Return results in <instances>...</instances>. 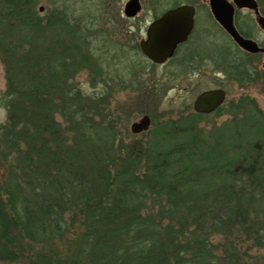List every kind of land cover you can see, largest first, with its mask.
Returning a JSON list of instances; mask_svg holds the SVG:
<instances>
[{"label": "trees", "instance_id": "16d2710c", "mask_svg": "<svg viewBox=\"0 0 264 264\" xmlns=\"http://www.w3.org/2000/svg\"><path fill=\"white\" fill-rule=\"evenodd\" d=\"M36 8V0H0V153L8 166L0 263H22L24 241L40 248L32 264H245L244 239L264 251V168L246 167L251 158L238 151L245 141H230L235 150L224 155L188 133L175 137L165 123L146 151H117L112 98L130 75L138 104H156L157 88L125 65L114 69V54L95 50L96 34L71 9ZM111 20L125 40L117 46L131 42L139 52L127 27L134 19L116 10ZM85 70L100 90H82L76 79ZM144 155L154 163L142 171Z\"/></svg>", "mask_w": 264, "mask_h": 264}, {"label": "rangeland", "instance_id": "374dc122", "mask_svg": "<svg viewBox=\"0 0 264 264\" xmlns=\"http://www.w3.org/2000/svg\"><path fill=\"white\" fill-rule=\"evenodd\" d=\"M128 1L36 0V9L41 14H48L56 6L71 9L75 17L83 20L86 27L92 31L91 33L96 34V37H92L96 41L95 50L98 53L114 54V58L111 60L114 69H120L121 66L125 65L126 71L130 70V74L138 71L141 81H147L153 85V88H157L158 91L154 93L157 97L156 104L144 100L141 102L143 104H138L136 99L139 81L137 82V79L130 75L131 81H128L126 90L115 94L112 98L110 109L113 116H110L109 120L116 123V130L118 131L115 139L116 150L127 152L126 149L131 150L135 147L133 151L136 150L137 152L139 151L138 147H144L143 149L146 151L151 140L154 139L153 130L160 125L169 123L171 133L175 137L179 138V136L182 137L188 133L196 141L195 143L204 142L205 144L211 143L212 146H219L224 155L235 150L229 145L230 141L241 145L239 141H242V138L245 143L243 147L239 146L241 149L238 148V151L241 154L246 151L251 158L246 167L264 168L263 56L238 53L234 43L213 23L210 22L208 25L204 15L208 0H140L142 4L141 13L133 21L127 22V27L129 25L133 29V33H136L138 44L141 39L146 38V29L155 16L180 3L198 5L199 14L195 26L197 34L193 40H199L198 42L202 45L207 44L204 47L207 57L204 56L205 54L202 55V57H206L207 62L203 64L193 63L194 65L190 68V64H179L180 56L163 65L153 64L143 56L141 51L133 50L131 42H126V45L121 47L117 46V41L125 40H121V36L114 33L116 26H113L111 19H114L116 10L121 14L122 19H128L124 16V4ZM255 18L256 16L252 11L244 10L239 20L244 30L250 31L253 40L264 46V29H261ZM204 25H206L205 30L200 31ZM113 43L114 45H112ZM221 51H226V53ZM134 53H141V55L135 56ZM192 60L194 61L193 58ZM238 65H241L239 71ZM3 72L2 63H0V125L7 122V111L1 104L2 95L6 89ZM89 76V71L85 70L76 79L79 81L82 90L88 93L100 90L103 85L100 84L96 88H92L89 83ZM218 87L223 88L227 93L224 105L211 116H195L196 113L192 104L196 97L205 90ZM146 114L152 119L149 131L137 135L133 134L130 129L132 123ZM179 152H181L180 149L175 153ZM2 156L0 153L1 186L7 179L8 171L7 163ZM162 157L164 156L160 155V158ZM153 159L158 160L156 156ZM142 161V169L140 168L142 171L146 169L147 164L152 166L154 163L151 157L146 159V155ZM144 162L148 163L145 164ZM2 193L4 195L1 198L5 199V191L3 190ZM222 241L220 236L213 237V247L215 249L221 248ZM252 243L245 239L241 242L242 247L240 248L247 250L249 255L245 264H264V251L253 248ZM22 245L26 251L25 255L28 256L22 263L18 264H32L33 262L30 260L34 262L37 260L36 255H38L39 246L28 245L26 241Z\"/></svg>", "mask_w": 264, "mask_h": 264}, {"label": "water", "instance_id": "95a60500", "mask_svg": "<svg viewBox=\"0 0 264 264\" xmlns=\"http://www.w3.org/2000/svg\"><path fill=\"white\" fill-rule=\"evenodd\" d=\"M216 0H212L213 3ZM222 4L223 13L218 21L224 26L230 36L238 45L252 54L264 53V48L254 40L245 38L236 29L234 24V9H249L254 11L256 20L261 29H264V16L259 13L257 0H218ZM124 16L128 19L136 18L142 11L140 0H129L124 4ZM212 8L213 4H212ZM43 11L42 8H40ZM214 10V9H213ZM217 14V13H216ZM195 8L188 4L167 10L161 17L150 23L146 38L139 42V48L153 64L163 65L172 59L179 44L186 42L194 28ZM264 67V63H263ZM226 100V93L222 89H214L200 93L194 102L193 109L196 113L212 114ZM152 119L148 114L132 123L131 132L135 135L149 131Z\"/></svg>", "mask_w": 264, "mask_h": 264}, {"label": "flooded vegetation", "instance_id": "af4514ba", "mask_svg": "<svg viewBox=\"0 0 264 264\" xmlns=\"http://www.w3.org/2000/svg\"><path fill=\"white\" fill-rule=\"evenodd\" d=\"M211 1L212 0H208V4H207V7H205V9H204V12H205V16H206V21H208L207 23H208V25H210V22L211 23H213V25L216 27V28H218L219 29V31H221L228 39H230V41H232L233 43H234V45H235V47L237 48V50H238V53H242L243 55H250V54H252L251 52H248V51H246L245 49H243L240 45H238L235 41H233V38L230 36V34L227 32V31H225L226 29L224 28V26L221 24V22L220 21H218V18L216 17V16H219V15H221L222 13H223V10H222V4H221V2L220 1H218V0H216V1H214L213 3H211ZM228 1H230V0H228ZM230 2H232V0L230 1ZM258 2V1H257ZM183 4H188V5H191V6H193L194 8H195V17H194V28H193V31H192V33L190 34V36H189V38H188V40L186 41V42H184V43H182V44H179L178 46H177V48H176V50H175V53H174V56H173V58H176V57H181L180 58V63L179 64H182V65H184V64H190V68H191V66L192 65H194L193 63H199V64H203V63H205V62H207V60H206V54L205 53H207L206 51H204V47L207 45H205V44H200L198 41L199 40H197L196 39V41H194L193 40V38H195V35L197 34V32H196V20H197V16H198V14H199V7H198V5H195V4H190V3H180V4H178L177 6H175V7H172V8H176V7H179V6H181V5H183ZM212 4H213V7L214 8H212ZM259 5V4H258ZM260 7V6H259ZM172 8H169V9H172ZM169 9H167V10H169ZM214 9V10H213ZM259 9V13L262 15V16H264V13L261 11V9L260 8H258ZM167 10H165L164 12H162L160 15H157V16H155L154 17V19L151 21V23L153 22V21H155L156 19H158L159 17H161ZM235 10V13H234V24H235V27H236V29L239 31V33L240 34H242L245 38H247V39H249V40H253V38H252V35H251V33H250V36H248V35H244L243 33H242V30H240L241 28H243L242 27V24L240 23V20H239V18H240V15H241V13L244 11V10H247V9H234ZM249 10V9H248ZM249 11H252V10H249ZM253 13H254V11H252ZM217 13V14H216ZM254 15H255V13H254ZM256 16V15H255ZM138 17V16H137ZM149 25H150V23H149ZM207 25V24H206ZM206 25H204L203 27H201L200 28V31H203V30H205V26ZM149 27V26H148ZM148 27H147V29H148ZM147 29H146V32H147ZM244 29V28H243ZM249 32V31H248ZM255 41V40H254ZM257 42V41H256ZM259 44V43H258ZM259 46H260V48L262 47V48H264V46H261L260 44H259ZM221 52H223V53H226V51H221ZM203 54H205L204 56H206V57H202V55ZM258 55H262L263 56V63H264V53L263 52H260V53H257ZM172 58V59H173ZM192 58L194 59V61L192 60ZM171 60V59H170ZM170 60H168V62L170 61ZM168 62H166V63H168ZM262 66H263V64H262ZM237 69H238V71L239 70H241V65H238V67H237ZM263 70H264V67H263ZM214 89H222V90H224L223 88H221V87H218V88H213V89H211V90H214ZM210 89H208V90H205V91H209ZM210 90V91H211ZM204 91V92H205ZM225 91V90H224ZM226 92V91H225ZM203 93V92H202ZM200 95V94H199ZM198 95V96H199ZM197 96V97H198ZM196 97V98H197ZM226 97H227V93H226ZM196 100V99H195ZM195 102V101H194ZM225 103V102H224ZM194 104V103H193ZM192 104V105H193ZM224 105V104H223ZM222 105V106H223ZM194 106V105H193ZM222 106H220L217 110H215L214 112H212V114H215ZM194 110V109H193ZM195 112V111H194ZM196 113V112H195ZM197 115H202V116H211L212 114L210 113V114H203V113H196Z\"/></svg>", "mask_w": 264, "mask_h": 264}]
</instances>
